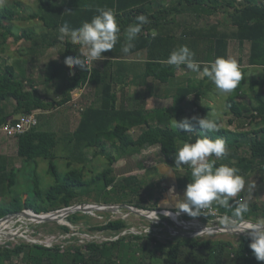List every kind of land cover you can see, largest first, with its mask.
Here are the masks:
<instances>
[{
    "label": "trees",
    "instance_id": "16d2710c",
    "mask_svg": "<svg viewBox=\"0 0 264 264\" xmlns=\"http://www.w3.org/2000/svg\"><path fill=\"white\" fill-rule=\"evenodd\" d=\"M162 0H39L40 7L30 14L29 20H38L46 29V32L37 34L32 31H24L18 34L14 31L12 22L21 17L22 2L17 1L8 6H0V36L5 45L8 38L14 37L16 42L21 39L33 40L34 44L27 49L28 56L32 62L38 58L41 49L45 50L57 46L65 41L58 40L59 28L67 22L72 28H79L83 22H90L98 15V9H112L120 27L117 45L104 53V64H111L114 60H124L130 55L147 50L148 61L144 64L146 77H154L162 83L168 82L175 77L179 68L168 66L165 61L170 53L182 44H187L188 39H182L175 34L166 32L167 25L172 20L165 19L163 23L160 17L156 18L150 14L149 7ZM193 7L199 13L200 9L209 15L220 9H232L227 14V19L233 26L231 32H220L219 25L208 27H192L185 31V37L193 36L197 43L195 47H188L195 53V60L201 62V68L217 57L228 58L230 39H236L241 45L250 43L249 65L260 66L264 69V4L256 0H246L239 3L238 0H177L174 8ZM169 11V10H167ZM145 15L149 23L143 25L141 33L134 41V47L129 54L121 51L125 43V31L127 27L135 22L139 15ZM156 18L157 22H153ZM7 22V23H5ZM200 24V23H198ZM149 25V27H147ZM156 26L159 30L154 37L151 29ZM198 28V29H197ZM148 30V33L145 31ZM215 30V32H211ZM33 37H35L33 39ZM209 37L213 43L210 47L202 46L203 39ZM182 43V44H180ZM66 44V43H65ZM174 44V45H173ZM66 54L63 59H54L46 65V79L57 80L63 75L64 87L63 97L60 100L45 101L38 95V90L31 81H26V70L17 73L16 65H5L0 69V111L4 112L15 103L11 114L0 116V126L7 123L11 116L19 114H32L34 112L62 107L72 100V91L82 88L88 83L100 82L102 84V98L99 106L90 105L83 109L78 128L73 134H69V140L63 139L57 131H48L38 126L19 136V153L26 161L44 158L49 160L51 172L55 178V184L46 192L38 189L25 201L17 197L10 204L0 205V219L8 214H15L24 209H33L35 212H51L75 204V200L87 191H78L79 187L104 185V188L113 187L115 191L126 193L128 190L137 192L143 184L138 175L118 177L115 174L117 159L106 151L109 145L113 146L120 155L126 151L135 152L144 147L160 145L161 152L166 163H175V153L185 142L194 143L198 138L207 136L215 140L223 138L226 142L228 155L224 159H217L216 166L228 164L239 170V174L245 180L258 176L264 183V72L262 77L250 80L247 76V67L239 65L242 72V80L238 87L228 96L226 101L227 110L236 118L248 120L250 124L263 123L253 131H233L217 124L218 131L206 132L195 123L191 132L176 130L171 126L173 118H180L185 114V105L192 96V87L180 88L174 95V103L171 107L145 111L144 109L118 107V97L114 91L112 82L106 80L102 71L98 68L88 66L87 69L69 68L65 64V58L70 56L72 44L68 41ZM209 57H206V54ZM209 59V60H208ZM113 66V65H112ZM185 67L181 66L180 68ZM70 70H76L70 75ZM19 71V70H18ZM192 88V89H191ZM199 91V90H198ZM200 96V93L196 97ZM196 103L197 100L193 99ZM210 118V117H209ZM135 126H143L144 131L133 137L129 132ZM195 129H199L195 132ZM62 141L73 146L71 156L68 158L69 170L60 172L55 163L57 148ZM74 143V144H72ZM249 144L250 155L245 156L240 152L244 144ZM97 150L94 157L102 155L108 164L98 175L88 180L85 167L88 162L87 149ZM87 150V151H86ZM215 159V157H210ZM79 162L81 167L74 165ZM183 173L177 175L178 184L181 189L191 182L190 168L183 166ZM16 168L8 171L6 166H0V190L7 185L11 190L16 183ZM149 172V170H147ZM147 172V173H148ZM141 182V183H140ZM36 186H40L38 178L35 179ZM2 192V191H0ZM49 201L50 206L44 202ZM142 209H151L144 204V200L137 202L128 200ZM246 202L249 212L245 220L262 217L264 220V206L259 203H250L242 195L232 198L230 204L233 208L238 202ZM106 203V202H105ZM126 203V204H128ZM159 203V200H158ZM158 203L157 206L158 207ZM222 217H231V210L215 206ZM263 214V215H261ZM203 216V215H202ZM185 219H193L184 214ZM201 217V216H199ZM207 221L213 220L216 215L203 216ZM198 218V217H196ZM71 223L82 219L80 213H74L67 217ZM58 224L65 233H77L69 225ZM48 226L49 223H45ZM128 223L122 218L111 219L105 223L91 226V230L114 233L112 240L102 242L89 241L84 245L77 244L74 240H68V245L57 244L48 247L44 244L21 242L0 245V264H14V258H22L25 264H264L258 261L249 244L247 235L240 236L239 241L201 239L199 237L187 238L173 236L167 242L152 237L146 233L122 234L127 229ZM16 264V263H15Z\"/></svg>",
    "mask_w": 264,
    "mask_h": 264
},
{
    "label": "rangeland",
    "instance_id": "374dc122",
    "mask_svg": "<svg viewBox=\"0 0 264 264\" xmlns=\"http://www.w3.org/2000/svg\"><path fill=\"white\" fill-rule=\"evenodd\" d=\"M17 1L22 2L21 7V17L17 20L12 22L14 31L18 34L23 33L24 31L31 32V29L36 30L38 33L41 32L42 24L38 23V20H29L27 17L32 14L33 12L37 11L40 7L39 0H2L0 2V6H8L13 3H16ZM7 23V22H5ZM3 32L0 30V33ZM35 37H33L34 39ZM32 43L34 44L33 40L29 41L26 39H21L20 41L16 42L14 40V37L11 36L8 38L6 44H3V38L0 36V69H4L5 65L12 64L16 65L18 68V63H16V60L14 61V58L18 55H25L27 52L26 49H28L30 46H32ZM63 44V43H58ZM65 45V44H64ZM63 45V46H64ZM60 46V45H59ZM62 46V45H61ZM76 54V51H74ZM131 56V55H130ZM129 56V57H130ZM128 58V57H127ZM46 66L47 65H40L36 64V62H31L30 69L27 70V78L26 81H31L34 85V87L37 88L38 95L41 97L42 95L46 93L44 91V88L42 85H46L47 90L49 92L54 91V88H58V85H60V88L62 89L64 87L63 78H59L57 80H51L48 81L46 79ZM257 69H261L260 67H257ZM264 72V71H263ZM263 72H261L258 75H261L262 77ZM258 75H252V72H249L247 74L248 78L250 80L256 78ZM58 80H62L61 83L57 82ZM59 94H61L59 92ZM63 95H60L58 98H62ZM227 95L219 94L215 100L216 103V111L214 112V116L219 119H222V125H225L229 128H235L234 125H230L228 123V116L224 115V110L226 109V101H227ZM188 103L192 104L191 101H188ZM64 108V107H63ZM196 107L189 106V114L194 115L197 112L194 111ZM73 109L71 107H65L62 110L54 111V112H48L43 113V111H38V118L40 122V128L43 130L52 131L53 129L48 125L47 122H49V119H53L54 121H57L58 125L56 126V130L58 133L62 136L63 139H66V137L69 140V134L65 133L64 130H60L61 128H64V120L62 115L65 113H71L72 114ZM65 112V113H63ZM21 115V114H20ZM234 116V115H233ZM235 117V116H234ZM185 117H181L180 119H176L177 121H182ZM225 118V119H224ZM50 119V120H51ZM242 120V119H240ZM244 122H237L238 124L237 129L242 131H253L255 128H259L263 125V123H258V121H255V123L250 124L248 120H242ZM69 124L70 128H72L76 120L70 122ZM193 123H196L193 121ZM248 123V124H247ZM195 132H198L199 129H195ZM68 141H62L60 145L57 148V157L55 159V163L59 168L60 172H66L69 170L68 167V158L70 155V152L73 151V146L67 143ZM74 144V143H72ZM107 152L108 154L121 156L119 152L111 145H107ZM19 137L14 138H7L5 133L0 128V166H6L8 171L16 168V183L13 186V190L9 188L7 185H4L3 188L0 190V205L1 204H10L13 202L17 197L22 198L24 201L29 198V196L34 192V190H42L44 192L48 191L54 184H55V178L53 176V173L51 172V165L49 160L44 158H39L36 160H30L26 161L25 157L20 155L19 153ZM94 150H100L99 148L95 149H89L90 151ZM242 154L244 152L250 154L249 151V144H244L243 148L240 150ZM93 154V152H92ZM130 152L126 151L125 155H129ZM94 156V154H93ZM97 157V156H96ZM93 158V157H92ZM165 157L163 156L162 152L159 154V156H152L148 161V165L159 164L162 161L166 162ZM108 162L105 157L102 155H99L98 158H93V161H90L87 163L85 170H86V178L88 180L95 178L98 173H100L106 166ZM170 164V163H169ZM175 165V163H172ZM75 165L78 167H81V165L75 162ZM148 171H143L140 174L137 173L139 179H141L142 186L138 188L137 192H132L131 190H128L126 193L121 191H115L113 190V187H109L107 189L104 188V185L97 184L93 186H87V187H79L78 191H87L85 194H81L77 200H75V204L78 203H85V204H94V203H110V204H124L128 203L129 199L132 201L137 202L138 199H141V201L144 200V204L151 208V209H157L162 208L163 203L161 200L163 199L165 193L163 192V189L161 188L162 184V175L160 172H158L159 168H149ZM184 170L181 172L183 173ZM148 172V173H147ZM180 173V172H179ZM116 174V173H115ZM134 175V174H132ZM38 178L40 181V186L37 187L35 183V179ZM140 182V183H141ZM186 190V189H184ZM185 192V191H184ZM239 195H242L246 201H249L250 203H259L258 205L264 206V183L261 182L260 178L258 176L252 177L249 181L245 180V188L242 190L236 197ZM234 197V198H236ZM159 200V203H158ZM47 206H50L49 201L44 202ZM158 203V207L157 206ZM129 205H132V203H128ZM134 205V203H133ZM170 206V205H169ZM166 207V206H165ZM174 208V207H172ZM25 210V209H24ZM27 210V209H26ZM175 210V209H173ZM30 210H27V212ZM264 211V210H262ZM31 212V211H30ZM82 219H80L77 224H73L66 219L64 222H47L49 223L48 226H45L43 224H36L32 221V219H28L26 217H15L11 218L8 221L7 225L5 227H0V236L5 235L10 237L9 239L4 238V236H1L0 239V245H6L11 243V245L19 244L21 242H32V240H39L42 242L48 243V247H53L57 243H61L63 245H68L70 240L73 242L75 238V242L79 245H84L89 241H97L102 242L110 237H115L114 233L111 232H105V231H94L91 230V226L105 223L108 220L111 219H118L122 218L127 221L128 227L125 229L123 234L127 233H146L150 234L152 237H157L159 240L163 242H167L170 239L173 238V233L166 229V226L164 224H161L159 222L153 221L151 224V220L141 217L133 212H130L127 209H121L118 211H95V214H83ZM184 215V214H182ZM263 215V214H261ZM159 218L165 219L170 221V217H165L162 214H159ZM188 220V219H186ZM191 221L190 226L196 227V232H198V229H200L199 225L202 226H224V225H232L229 223V220L227 217H215L213 220L207 221L203 216L198 218L190 219ZM251 222V224L255 223H264V220L262 217L256 219H250L247 220ZM4 222V221H2ZM0 222V223H2ZM65 224L69 225L74 231H77L76 235L75 233H65L60 228H58V224ZM171 228H174L171 226ZM180 228H184L180 225ZM176 231L184 232L186 229H179L174 228ZM187 232V231H186ZM13 234V235H12ZM122 235V234H120ZM119 237V236H118ZM201 239H224V240H231L233 242H238L240 239L239 234L235 233H229L227 231L218 232L215 234H205L198 236ZM3 239V240H2ZM50 242V243H49ZM13 263L15 264H25L22 258H14Z\"/></svg>",
    "mask_w": 264,
    "mask_h": 264
},
{
    "label": "crops",
    "instance_id": "0c3cea01",
    "mask_svg": "<svg viewBox=\"0 0 264 264\" xmlns=\"http://www.w3.org/2000/svg\"><path fill=\"white\" fill-rule=\"evenodd\" d=\"M58 1L63 2L64 0H58ZM175 1L177 0H162L156 3L155 5L153 4L152 6H150L149 11L150 14H152L154 17L156 16H157L156 18L160 17L161 23H163V21H165L166 18L172 20L171 25L169 24L167 25L166 32L175 34L177 35V37H182V39L185 40L188 39L187 40L188 43L186 45H188L189 47H195L196 45H199L200 47V44L197 43L196 39L193 36L189 38H186L184 36L185 31H187V29H191L192 27L209 28L212 25H219L220 32L233 31V26L227 19L228 12L232 11L231 8L229 10L222 8L216 13H212L211 15H209L207 12L203 11V9H200L199 13H197L193 7H188L185 9L182 6H180L177 10L176 8L173 7V5H175ZM256 1L264 4V0H256ZM238 2L245 3L246 0H238ZM156 18H153L154 23L157 22ZM38 23L42 24L41 22ZM147 27H149V25H147ZM44 32H46V29L42 24L41 32L40 33L37 32V34L39 35ZM153 32H155L156 35L158 34L159 30L156 28V26H154L151 29L152 34ZM211 32H215V30H212ZM145 33H148V30H146ZM203 41L204 42L202 46H206V47H210V45H212L213 43L212 42L213 40L210 39L209 37L204 38ZM67 42L68 41L65 40L63 44H58L57 46L50 47L45 50L41 49V51L39 52L40 54H38V58H36L37 59L35 61L36 64L46 65L51 60L63 59L66 54V48L68 47ZM184 45L185 44H182V46ZM74 51H76V54L74 53ZM25 53H26L25 55H18L14 58V61L16 60V63H18L19 65L17 69L18 75H20L21 70H26V74H27V70L30 69V64L32 61L30 60L28 53L27 52ZM249 54H250L249 42H246L244 45H241L238 40L230 39L229 48H228V58L235 59L238 62V65H243L247 67V74H249V72H252V75H258L261 72H263L264 69L263 67L260 66L249 65ZM69 55L73 57L77 55H81V53L79 52V46L72 45ZM207 56L209 57V53L208 55L206 54V57ZM147 61H148L147 50H141L132 54L130 57L124 60H120V61L114 60L111 64L105 65L104 59H102L100 61L93 62L89 66L100 69L104 77H106V80L108 81L110 80L112 82L114 91L116 92V95L118 97V107L144 109L145 111L160 109V108H168L173 105L174 95L177 93V91L180 88L192 87L193 89L192 88L191 89L193 90L194 94L190 96L191 98H189L188 100L191 101L192 104L188 103L187 101L185 105V114L183 116L191 118L192 116L204 117L209 114L210 118H214L216 121L218 120V118L213 116L212 113L215 112L217 109L215 100L220 93L216 90L214 84L203 74L202 68L200 73L192 72L188 70L186 67L179 68L175 77L171 78L166 83H162L160 80L154 79V77H146L144 75L145 74L144 64ZM257 67H260L261 69H257ZM79 69L81 68L77 66L76 70ZM76 70L73 71L70 70V75H73ZM260 76L261 75H258L256 76V78H259ZM62 78H65L64 75L62 76ZM61 81L62 80H58L57 82L61 83ZM42 87L44 88V91H46V93L44 94V96L42 95L41 98L44 99L45 101L60 100V98L58 97L60 95H63V89L60 88V85H58V88L55 87L54 91L52 92H49L47 90L46 85H42ZM102 89H103L102 84L100 82L96 81L94 83H88L84 87L77 88L74 91H72L71 93L72 100L70 102H68L62 107H58L50 110H43V113H48V112L52 113L54 111L62 110L65 107H71L73 109L72 114L63 112L65 113L64 115H62L63 118H65L64 128H61L60 130H64V132L67 134H73L79 126L83 111L82 109H85L90 105H95V106L100 105L102 98ZM59 92L61 94H59ZM199 93L200 96L196 97V95H198ZM229 95L230 94H228L227 97ZM193 99H196L197 102L195 103ZM15 105H16L15 103H10V106L6 111L4 112L0 111V116L3 114L6 115L11 114L13 112ZM189 106L196 107L194 111H196L197 113L194 115H190ZM224 115L228 116V123L230 125H234L235 128H229L225 125H222L221 124L222 119L218 120L220 127H226L232 129L233 131H239V132L242 131L237 129L238 124L236 123L243 121L240 120L239 118L234 117L231 113H229L227 110V106L226 109L224 110ZM19 116L20 114L11 116V120L18 118ZM50 119L49 122L47 123L53 129L52 131L55 132L58 123L57 121ZM74 119L76 120V123L72 128H70L69 124L71 125L70 122L73 121ZM195 125L196 124L193 123L192 121V130L195 127ZM143 131H144L143 126H135L130 130L129 133L133 137H138ZM107 143L110 144V142ZM87 150L89 152V149ZM92 152L95 155L97 151L91 150L88 154V158L93 161V158H98V157H94ZM160 153H161L160 145H155V146L144 147L141 150H136L135 152H131L129 155H125V154L121 156L115 155L117 159V162L115 164V173L118 177H121V176H129L132 174L137 175V173L140 174L143 171L145 172L149 168H159L160 170L158 172H160L163 178L161 188L165 193L163 199L161 200V202L163 203V206L161 207L172 209V207H174V202L165 205L164 201L166 200L172 201L173 194L170 192V189L172 188L175 189V195L177 197L183 196L185 191L184 189L186 188L181 189L179 187L178 179H177V175L179 172L183 170V167L177 168L175 167L174 164H169L163 161L159 164H155V166L148 165L149 163L148 160L152 156H156V155L159 156ZM244 155L249 156L250 154L244 152ZM169 172H172V174L168 175ZM250 179H247L246 181H249ZM173 209H175V207Z\"/></svg>",
    "mask_w": 264,
    "mask_h": 264
},
{
    "label": "clouds",
    "instance_id": "9594fccd",
    "mask_svg": "<svg viewBox=\"0 0 264 264\" xmlns=\"http://www.w3.org/2000/svg\"><path fill=\"white\" fill-rule=\"evenodd\" d=\"M97 11L98 15L94 16L90 22H83L79 28H72L67 22L59 28L58 40H67L72 45H78L81 53V55L75 57L68 56L65 58V64L69 68L79 66L81 69L88 70L90 64L104 59V53L113 50L118 43L120 27L115 12L112 9L104 8H100ZM147 23H149L148 17L141 14L135 18L134 23L127 27L125 43L121 46V51L124 54L131 52L134 47V41L141 33L143 25ZM155 35V32H153V36ZM194 57L195 53L187 45H184L175 48L163 63L168 66H174L177 69L185 66L192 72L200 73L201 62L195 60ZM202 71L214 84L216 90L224 95L231 94L242 80L240 66L232 58L217 57L214 61L205 64ZM212 114L214 116V112ZM13 120L10 119L9 121ZM192 121H195L206 132L219 130L216 120L209 118V114L204 117H185L182 121H177L173 118L171 126L178 131L191 132ZM227 155L228 149L223 138L212 140L205 136L198 138L194 143H183L182 147L178 148L175 153V167L188 166L191 170V182L186 186L182 197L175 195L174 188L170 189L173 194L172 201L166 200L164 204L168 205L174 202L176 211L173 214L172 211L165 210L163 215L175 219L181 214H187L192 218H196L202 215L207 216L214 206L230 209L231 217L227 218L229 223L233 226L240 223L247 224V227L242 232L247 233L250 238L249 247L255 258L258 261H264V223H247L245 215L249 212L248 203L238 202L234 208L230 204L232 198L244 190V177L239 174L237 168L228 164L222 163L220 166H216V160L224 159ZM210 157H215V159L210 160ZM171 174L172 172H169L168 175ZM154 215L158 218H152L151 224L159 219L157 212ZM206 232H208L207 226L196 233V236L203 235Z\"/></svg>",
    "mask_w": 264,
    "mask_h": 264
},
{
    "label": "water",
    "instance_id": "95a60500",
    "mask_svg": "<svg viewBox=\"0 0 264 264\" xmlns=\"http://www.w3.org/2000/svg\"><path fill=\"white\" fill-rule=\"evenodd\" d=\"M73 71V70H72ZM121 209H127L130 212H133L141 217L147 218L149 220H151L152 218H158L155 217V212H157V215L159 216V214L163 215V212L165 210H169L172 211L173 213H175V210L170 209V208H157V209H142L139 208L136 205H129V204H102V203H94V204H85V203H78V204H74L72 206L69 207H65L62 209H58L55 211H51V212H42V213H38L35 212L33 209H27L30 210L33 214H28L27 210H22V211H18L15 214H8L5 217L0 219V222L2 221H7L9 219H13V218H17V217H26L28 219H32V221L36 224H43V223H47V222H64L67 217H69L70 215L74 214V213H83V214H95V211H118ZM179 219H173L171 218L170 221L165 220V219H161L159 218L158 220H155V222H159L161 224H164L166 226V229L170 230L174 236H181V237H187V238H193V237H198L196 236V233H198L199 231L203 230V228H205L206 226H203L201 230H199L198 232H196L195 228H191L190 224L191 221L186 220L182 215H180L178 217ZM247 221V220H246ZM184 225V228H180V224ZM247 223H251L249 221H247ZM256 224V223H255ZM179 228V229H186V231L184 232H180V231H176L174 228ZM247 227L246 223H240L238 225H224V226H207L208 228V232L204 233L205 234H215L218 232H222V231H227L229 233H235V234H239L240 236H244L247 235V233L242 232L245 228ZM123 235V233H122ZM4 238L9 239L10 237L3 235ZM113 238H107L106 240H112Z\"/></svg>",
    "mask_w": 264,
    "mask_h": 264
},
{
    "label": "built area",
    "instance_id": "2783aa9c",
    "mask_svg": "<svg viewBox=\"0 0 264 264\" xmlns=\"http://www.w3.org/2000/svg\"><path fill=\"white\" fill-rule=\"evenodd\" d=\"M37 114H38L37 112H34L32 114L21 115L18 119L13 120V121H9V122L3 124L0 128L2 129V131L5 133V135L7 137H10V138L18 137V136L23 135L24 133L28 132L32 128L38 126L39 118H38ZM206 211H208V210H206ZM209 214L216 215V217L220 216V212L215 206L213 207V209H211L209 211ZM220 217H222V216H220ZM115 238H118V236H115ZM31 243H39V244H44V245L48 246L47 241L42 242L39 240H32ZM57 244H60V243H57Z\"/></svg>",
    "mask_w": 264,
    "mask_h": 264
},
{
    "label": "bare ground",
    "instance_id": "6f19581e",
    "mask_svg": "<svg viewBox=\"0 0 264 264\" xmlns=\"http://www.w3.org/2000/svg\"><path fill=\"white\" fill-rule=\"evenodd\" d=\"M27 213L30 214V215L33 214V213L30 212V211H28ZM173 214H175V213H173ZM176 219H179V218L176 217L175 220H176ZM8 221H11V220H8ZM8 221H4V222L0 223V227H5V226L7 225V223H8ZM179 224H180L181 226L184 227L183 224H181V223H179ZM190 227H191V228L193 227V228L196 229V227H194V226H190ZM199 227H200V229H198V231L201 230L203 226H202V225H199ZM12 235H13V234H12ZM1 236H3V235H1ZM1 236H0V237H1ZM2 240H3V239H2ZM0 241H1V239H0ZM49 243H50V242H49Z\"/></svg>",
    "mask_w": 264,
    "mask_h": 264
},
{
    "label": "flooded vegetation",
    "instance_id": "af4514ba",
    "mask_svg": "<svg viewBox=\"0 0 264 264\" xmlns=\"http://www.w3.org/2000/svg\"><path fill=\"white\" fill-rule=\"evenodd\" d=\"M173 209V208H172ZM176 211V210H175Z\"/></svg>",
    "mask_w": 264,
    "mask_h": 264
}]
</instances>
